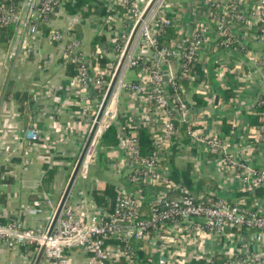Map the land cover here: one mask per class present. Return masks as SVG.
Instances as JSON below:
<instances>
[{
	"label": "crops",
	"instance_id": "1",
	"mask_svg": "<svg viewBox=\"0 0 264 264\" xmlns=\"http://www.w3.org/2000/svg\"><path fill=\"white\" fill-rule=\"evenodd\" d=\"M97 1L109 10L118 5L117 0ZM136 1L140 5L144 2ZM169 1L178 20L179 39L201 27L207 30L193 73L179 79L181 84L186 81L181 99L189 109V123L198 135H220L234 162H244L248 168L264 172V137H257L255 129L248 124V116L264 95V66L259 63L264 58V24L253 27L230 24L228 28L237 45L221 47L219 24L223 7L229 0H218L220 7L215 15L198 0ZM28 2H21V8ZM245 2L251 10L254 0ZM113 17L121 18L117 14ZM98 23L104 26L105 22H90L65 13L50 22L51 29H60L66 34L75 25L81 27V52L90 75L96 71L105 72L90 61L92 40L102 30ZM16 30L7 49L0 44V218L20 220L27 227L44 228L47 217L58 207L65 193L91 130V119L83 109L88 105L94 108L97 98L92 95L90 83L87 93H83L76 86L75 78L67 76L62 57L67 41L51 43L48 38L38 36L27 37L26 41L18 28ZM24 42L30 53L22 59L19 52ZM166 64L167 76L171 80L178 77L179 60L166 61ZM132 73L129 81L135 82L138 71ZM28 98L25 110L20 100ZM143 106L140 98L126 91L117 103L118 117L119 120L127 118L129 127L148 129L152 134L160 123L159 118L155 119L153 106ZM224 120L232 127V136L222 131ZM33 129L39 132L40 140L25 139V134ZM186 133L179 132L163 162L171 179L187 192L246 203L264 214V185L244 186L232 166L224 163L219 155L212 158L204 143ZM16 137L22 140L16 141ZM46 166L56 170L51 183L45 180ZM126 170L123 139L116 147L100 148L98 145L93 163L84 170L88 178L84 180L78 176L68 200L95 203L92 189L105 183L115 190L124 187ZM46 197L52 201V206L30 207L34 201ZM251 237L245 232L230 231L220 238L206 230H194L178 237L186 240L180 245L167 242L161 248L152 240L145 246L138 244L135 249L138 264H159L160 258L171 259L169 262L175 260L177 264H192L207 257L223 263L238 251L259 249L260 244L253 242ZM66 253L70 264H87L82 251L69 249ZM37 260L36 254L32 259L30 253L22 250L0 247V264H35ZM39 264H43L42 259Z\"/></svg>",
	"mask_w": 264,
	"mask_h": 264
},
{
	"label": "built area",
	"instance_id": "2",
	"mask_svg": "<svg viewBox=\"0 0 264 264\" xmlns=\"http://www.w3.org/2000/svg\"><path fill=\"white\" fill-rule=\"evenodd\" d=\"M1 1L0 27L16 24L19 34L22 35L21 38L25 40L27 37L40 36L37 26L40 17L47 19L51 14L59 15L61 13L58 14L57 9L64 5L62 0H29L23 8L8 9L1 5ZM198 1L210 10L213 6L216 9L220 7L218 0ZM117 4L124 10L123 13L117 12L116 14L121 18H126L129 22L135 20L140 14L141 5L136 0H117ZM248 9L245 0H229L228 4L224 5L223 17L219 24L223 46H230L234 40L228 28L230 24L241 23L250 27L264 24V0H254L251 10ZM169 10L170 14H173V7L168 3L162 8L161 14L155 21L151 35L146 33L143 37L148 38V42H145L146 48L154 55L149 58L138 56L137 59H133L135 48L131 50L128 56L129 62L123 69L125 75L123 79L118 80L121 89L119 92L115 90L111 100L113 101L116 95L118 97L121 91L132 93L136 99L140 98L144 108L154 103V117L156 120L159 118L160 122L152 130L154 150L150 156L141 155L139 137L135 132L130 136L123 135L127 179L126 185L117 190L118 196L114 211L110 213L106 208L93 202L89 204L86 200L75 203L68 200L50 235L49 230L57 208L47 217L48 223L44 228L27 227L20 220L3 221L0 218V247L10 251H19L22 248L28 250L30 246H33L36 257L42 252L43 264H70L71 261L66 253L69 249H78L85 253L87 264H114L121 260L128 264H138L135 249L138 244L145 246L153 240L157 246L164 248L167 242L177 245L185 243L186 240L178 239V237L188 235L194 230H206L220 238L225 237L227 232L231 231L248 233L252 236V241L260 244L261 247L259 250L248 248L238 251L233 256L227 257L221 264H264L263 213L246 203L230 202L221 197L212 198L187 192L171 179L168 172H165V166L163 167V162L168 157L167 152L173 146L174 138L179 134L174 123H185L192 136L204 143L209 152L218 154L224 163L235 169L244 186L252 188L264 185V172L254 171L244 162H234L232 155L227 151L226 141L220 135H198L196 131H191L193 125L188 121L190 112L187 105L180 98L173 102L167 95L161 63L172 57L179 60L181 77H188L191 75L190 66L196 60L207 35V30L201 27L190 32L184 39H180L176 42L177 45L169 50L166 49L159 53L152 51L157 46L162 27L174 25V19L168 16ZM211 15L214 14L211 12ZM145 20L139 30L141 34L147 27ZM175 24L178 26L176 19ZM140 35L139 37L137 35V38H141ZM64 37L65 33L62 30L54 29L48 40L51 43H59L64 40ZM113 41L116 42V40L112 39V45L115 44ZM64 55L66 60L82 62L80 76L75 78V83L81 92L87 93L92 76L84 63L81 41L70 36ZM259 63L264 66V58ZM130 68L138 71V79L130 84H124ZM103 73L95 72V89H101L106 84L99 78ZM113 104L114 102L111 103ZM260 104L264 105V99ZM83 111L88 116L91 112L90 106L85 107ZM92 116L94 118L95 114ZM115 118L116 107L113 115L110 116V121L112 122ZM104 122L105 118L100 123L96 138L85 157L79 175L81 179L88 178L84 170H87L93 163L95 150L105 131L115 123L108 122L102 131ZM254 129L255 135L263 139L264 116L260 126ZM25 139L40 140L39 132L35 129L28 131ZM15 140L20 141L22 138L16 137ZM45 204L52 206V201L47 197L41 198L34 201L30 207L38 209L44 207ZM27 253L29 254V251ZM169 261L160 258L159 264L178 263L175 260ZM204 264L220 263L207 257Z\"/></svg>",
	"mask_w": 264,
	"mask_h": 264
},
{
	"label": "trees",
	"instance_id": "3",
	"mask_svg": "<svg viewBox=\"0 0 264 264\" xmlns=\"http://www.w3.org/2000/svg\"><path fill=\"white\" fill-rule=\"evenodd\" d=\"M24 0H2L1 5L5 6L8 9H14V8H21V2ZM63 4L62 7H59L57 9V13H65L68 16L72 17H77L82 20H89L93 17H98L102 21H107L109 18L113 15H115L117 12L120 11V13H123V8L119 5L115 6L114 9L109 10L103 3L97 1V0H62ZM212 14H216L217 9L213 6L211 7ZM56 14H51L48 16L47 19L44 17H40V19L37 22L38 26V31L40 32V38H48L53 29H51L49 23L57 19ZM169 17L174 19V25L172 26H165L162 27V32L160 36L158 37V43L157 46L152 50L156 53L162 52L164 50H169L173 48V46L177 45L176 42H178L179 39V34L177 30V25L175 24V19L176 22L177 18L174 14H169ZM126 19V18H125ZM262 26V25H259ZM125 27V25H124ZM128 26L126 24V29ZM16 24H10L8 26H1L0 27V44L1 46L5 49H7L10 46L11 41L14 39L16 35ZM109 31L114 32L118 31L119 29H116L115 26L112 27V29L107 28ZM131 28H128L126 31L130 32ZM80 31L81 27L78 25H75V27L69 32L71 35V38L73 39H79L81 40L80 36ZM123 34L122 30H119V36L116 37V42L115 46H117L120 50H122L126 44V40L123 39ZM221 39V38H220ZM223 40V39H222ZM222 40H219L222 42ZM237 45V42L234 40L232 41V45ZM108 37L106 35H95V37L92 40L91 43V50L93 52L90 54V61L94 67H99L100 69L104 70L105 72L100 75L99 78H101L102 81H105V85L101 89H95L94 88V77L95 75L91 73L92 79L90 80V85L91 87V92L93 96H96L98 99V103L102 102L103 97L105 96V93L108 88V84L111 81V77L115 71V65L113 60L111 61L107 55L104 54V50H107L108 47ZM221 47H224L223 45H220ZM101 49V50H100ZM198 59V56L196 60L192 63L190 66V72L193 73L194 66L196 64V61ZM166 61H174V58H169L165 59L164 62L161 63V67L163 69V74L165 78V83H166V91L167 95L169 98L174 102L176 101L177 98H182V91H183V86H185L186 81H182V84L180 83V77L181 75L179 74L178 77L173 78L172 80L169 79V76H167L165 66H167ZM88 64L89 60H88ZM63 65L66 68V74L68 77L71 78H78L80 76L81 68H82V62H74V60H67L63 62ZM92 72V70H91ZM264 99V95L260 97V100L256 104V106L253 109L252 114L248 116V124L250 127L257 128L260 126L261 119L264 116V105H261L260 102ZM182 100V99H181ZM26 101H30L28 99H23L20 100L21 107H23L25 110L27 108V105H25ZM96 102V103H97ZM95 103V105H96ZM154 103L150 105L152 107ZM176 128H178V131L182 132H187L185 135L188 136L190 135V131L188 130V125L187 124H181L179 122L174 123ZM232 127H230L227 124V121H223L222 125V131L225 134H231L232 136ZM191 131H195V128H191ZM135 132L138 137H139V146H140V152L142 156H150L154 150V137L150 133L148 129H138L135 130L131 127H129L128 119L127 118H122L118 119L114 124H112L104 133V135L101 138L100 141V148H107V147H116L120 143V139L123 138V135H128L130 136L131 133ZM176 138H174L175 140ZM218 154L211 152L210 156L212 158H215ZM45 180L51 183L53 181L54 175L56 173V170L51 167L45 168ZM118 193L115 188L109 184L105 183L102 186L98 187L96 186L95 188L92 189L91 191V197L92 201H94L97 205H100L104 208H106L110 213L114 211V205L115 201L117 199ZM209 197V196H207ZM212 198H217L216 196H210ZM110 202V203H109ZM110 207H109V205ZM22 252L26 253L29 251L30 255L32 256V259H35V253L34 247L30 246V248L27 250L25 248L21 249ZM205 260H199V261H194L192 264H204ZM219 263V262H218ZM114 264H128L126 261L121 260L117 261ZM221 264V263H220Z\"/></svg>",
	"mask_w": 264,
	"mask_h": 264
},
{
	"label": "rangeland",
	"instance_id": "4",
	"mask_svg": "<svg viewBox=\"0 0 264 264\" xmlns=\"http://www.w3.org/2000/svg\"><path fill=\"white\" fill-rule=\"evenodd\" d=\"M144 2L143 3H141V8H140V14L138 15V17H136V19L135 20H132L131 22H129V21H127V19H125V18H120V19H114V17L113 16H111L110 18H109V20H107V21H104L105 23H104V26H102V24L100 23H98L99 24V26L100 27H102V30L99 32V34H96V35H107L108 36V47H107V50H104V54L105 55H107L108 56V58L112 61L113 60V62H114V65H115V71H116V68L118 67V65H119V62H120V60H121V58H122V55H123V53H124V51H125V49H126V47H127V44H128V42H129V39H130V37H131V34H132V31H133V29L135 28V26L137 25V23H138V21H139V19L141 18L140 16H142L143 14L142 13H144V11H145V9H146V7H147V5L149 4V2L151 1V0H143ZM168 2H169V5H170V1L169 0H159L157 3H156V5L154 6V8H153V10L150 12V14L147 16V19L145 20V24H147L146 26V29L144 30V31H142V34L140 35V34H138V37H139V35L141 36V38L143 39H141V38H136V40H135V42H134V45H133V48H135V51H134V54H133V59L135 58V59H137L138 58V56L139 57H141V58H149V57H151V56H153L154 55V53H152L151 52V50H148L146 47V45H145V42H148V38L147 37H145V39L143 38L144 36H145V34L146 33H148L149 35H151V32L153 31V29H154V26H155V21L158 19V17H159V15L161 14V12H162V8H164L167 4H168ZM156 10V11H155ZM155 11V12H154ZM154 14H153V13ZM152 14V15H151ZM24 15V14H23ZM101 20H104L103 18L102 19H100V18H98V17H93V18H91V19H89V21L90 22H100ZM106 23H108V25H106ZM98 24H96V28H98L99 26H98ZM126 24H127V28L126 29H124L125 27H126ZM124 25H125V27H124ZM113 26H115L116 27V29H121L122 30V34H123V39L124 40H126V44H125V46H124V48L122 49V50H120L117 46H115V45H112L111 43H112V39H114V40H116V37L117 36H119V30L118 31H114V32H111V31H109L107 28H109V29H112V27ZM128 28H131L130 30V32H127L126 30L128 29ZM95 29V28H94ZM60 30V29H59ZM96 30V29H95ZM70 33L68 32L67 34L65 33V37H64V40L65 41H67V43H68V41H69V37H70ZM27 41V40H26ZM113 42H115V41H113ZM28 47V44L27 43H25L24 42V44H23V47L21 48V50H20V52H19V56H20V58L22 57V59H23V56H25L26 58H27V56H29L28 54L30 53L27 49H26V47ZM66 47H67V44H66ZM29 48V47H28ZM132 48V49H133ZM30 49V48H29ZM131 49V50H132ZM101 50V49H100ZM145 52H147V53H145ZM22 54V55H21ZM63 57V60L64 61H67L66 59H65V57H64V55L62 56ZM135 68H130L129 70H128V72H127V74H126V78H125V80H124V84H130L131 83V81H129V79H131L132 77H133V71H136V70H134ZM115 71H114V73H115ZM165 74H169L168 72H166ZM113 76V75H112ZM111 79H112V77H111ZM111 82V81H110ZM110 82H109V84H110ZM109 86V85H108ZM44 87H48V86H44ZM119 89H121V86L117 89L118 90V92L120 91ZM125 91V90H124ZM124 91H121V93L119 94L118 93V97H117V95L113 98V101H111V103H113L114 102V104L113 105H111V103H110V107H109V110H108V113L106 114V116L104 117L105 118V122H104V125H103V127H102V131L105 129V127H106V124L110 121V116H112L113 115V111H114V108L116 107V118L111 122V124L112 123H114L116 120H118L119 119V117H118V113H117V103L119 102V97H120V95L121 94H123V92ZM48 94V93H47ZM103 99H104V97H103ZM97 101H98V99H97ZM96 102V101H95ZM102 102H103V100H102ZM102 102H100V103H96V105L94 106V108H92L91 107V105H88V106H86V107H89L90 106V108H91V113L89 112L88 113V118H90L91 119V125H92V123L94 124V122H95V117L97 116V114H98V112H99V110H100V108H101V105H102ZM85 108V107H84ZM84 112V111H83ZM92 114H95V116H94V118H93V116H92ZM109 122V123H110ZM93 126V125H92ZM91 126V127H92ZM91 131V130H90ZM90 133V132H89ZM97 142V141H96ZM95 142V143H96ZM260 249V248H259ZM259 249H257V250H259ZM17 262V261H16Z\"/></svg>",
	"mask_w": 264,
	"mask_h": 264
},
{
	"label": "water",
	"instance_id": "5",
	"mask_svg": "<svg viewBox=\"0 0 264 264\" xmlns=\"http://www.w3.org/2000/svg\"><path fill=\"white\" fill-rule=\"evenodd\" d=\"M157 1L158 0H151L149 2V4L147 5V7H146V9H145V11L143 13V16L138 21L137 25L135 26V28L132 31L131 37H130L129 42L127 44V47H126V49H125V51H124V53L122 55V58H121V60L119 62V65L116 68V71H115V73H114V75H113V77L111 79L109 87H108V89L106 91V94L104 96L101 108H100V110H99V112H98V114L96 116L95 122H94V124H93V126L91 128V131L89 133V136H88V138L86 140V143H85V146L83 148V151H82V153H81V155H80V157H79V159L77 161V164H76L75 169H74V171L72 173V176H71V179L69 181V184H68V186H67V188L65 190V193H64V195H63V197H62V199H61V201H60V203H59V205L57 207L56 214L54 216L52 225H51L50 230H49V235L52 233V231H53V229H54V227H55V225H56V223H57V221H58V219H59V217H60V215L62 213V210L64 209L65 205L68 202L70 193H71V191H72V189L74 187V184H75V182H76V180H77V178H78V176H79V174L81 172V168H82V165L84 163L85 157H86V155L88 153V150H89L91 144L93 143V141L96 138L98 129L100 127V123L102 122V120H103V118L105 116V113H106V111H107V109H108V107H109V105L111 103L112 97H113L114 92L116 90V87L118 85V80H119V78L121 76V73H122V71L124 69L125 62H126L128 56H129L130 52H131V49L133 48L134 42H135V40L137 38V35L139 33V30H140V27H141L143 21L150 14L151 10L153 9V7L157 3ZM41 259H42V252L38 256V260H37V262L35 264H39Z\"/></svg>",
	"mask_w": 264,
	"mask_h": 264
},
{
	"label": "bare ground",
	"instance_id": "6",
	"mask_svg": "<svg viewBox=\"0 0 264 264\" xmlns=\"http://www.w3.org/2000/svg\"><path fill=\"white\" fill-rule=\"evenodd\" d=\"M155 9V8H154ZM153 13V12H152ZM152 15V14H151ZM129 59V58H128ZM128 59L126 60V62H125V65H124V69L126 68V66H127V62H128ZM125 73V70L123 71V73L122 74H124ZM122 74H121V76H120V79H121V77H122ZM120 81V80H119ZM119 84V83H118ZM117 90V89H116Z\"/></svg>",
	"mask_w": 264,
	"mask_h": 264
}]
</instances>
